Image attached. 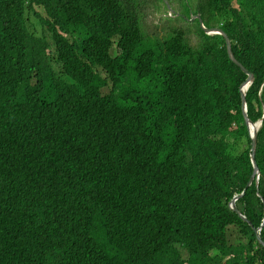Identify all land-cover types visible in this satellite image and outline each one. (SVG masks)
<instances>
[{"label": "trees", "instance_id": "trees-1", "mask_svg": "<svg viewBox=\"0 0 264 264\" xmlns=\"http://www.w3.org/2000/svg\"><path fill=\"white\" fill-rule=\"evenodd\" d=\"M134 5L0 0V264H264V0L186 4L253 77L245 190L246 74Z\"/></svg>", "mask_w": 264, "mask_h": 264}, {"label": "rangeland", "instance_id": "rangeland-1", "mask_svg": "<svg viewBox=\"0 0 264 264\" xmlns=\"http://www.w3.org/2000/svg\"><path fill=\"white\" fill-rule=\"evenodd\" d=\"M128 1L131 3V0ZM194 2L195 0H135L134 7L142 19L143 30L149 35L153 36L158 33L159 37H163L165 32L177 28L183 31L185 41L193 46L199 41V31L195 22L186 19L187 15L189 16L186 4H194ZM36 10L39 11V9ZM180 12L183 14L179 15L181 18L175 16ZM40 15L43 16V13ZM42 32V35L45 36L46 32L43 27ZM109 89L110 86L104 87L101 89V93L105 94Z\"/></svg>", "mask_w": 264, "mask_h": 264}, {"label": "water", "instance_id": "water-1", "mask_svg": "<svg viewBox=\"0 0 264 264\" xmlns=\"http://www.w3.org/2000/svg\"><path fill=\"white\" fill-rule=\"evenodd\" d=\"M194 17L199 22L200 27L203 29V31L205 32V34H207V35H213V34L219 33L223 37V39L225 41V48H226V53H227L228 58L234 64H236L238 67H240V69L247 76V78L241 83V85L239 87L240 97H241L242 117H243V120H244V124L246 126V130H247L248 137L250 139V156H249V158H250V163H251V166H252V174H251L249 180L247 181V184H246L245 188H247L251 184V182L253 181V179H254V182H255V185H256L257 180H258V176H259V171H258L257 165H256L255 160H254V153H255L256 139H257V131L259 130V128L261 126V119L258 120L255 123L250 122V120L246 116V106H245V97H244L245 90L250 85V83H252V81H253L252 74L250 72L246 71L244 69V67L234 59V57H233V55L231 53L229 39H228V37L226 36V34L221 29L214 28V27L213 28H206V27H204L202 25L201 19L199 18L198 15H195ZM250 125L252 126V130L251 131L249 129V126ZM237 198H238L237 196H234L231 199V201L229 203V208L231 210H233L234 212H236L238 215H240V218L241 219H243L244 221H246L245 217L243 215H241L237 211V209L235 208V206H234V201ZM259 230H260V227L257 230H254L255 238H256V241L264 248V241L261 240V238L259 236Z\"/></svg>", "mask_w": 264, "mask_h": 264}, {"label": "clouds", "instance_id": "clouds-1", "mask_svg": "<svg viewBox=\"0 0 264 264\" xmlns=\"http://www.w3.org/2000/svg\"><path fill=\"white\" fill-rule=\"evenodd\" d=\"M155 11H156V9H155ZM154 11V12H155ZM156 13V12H155ZM172 15H174V14H172ZM179 15H183L182 14V12H180L179 14H176L175 16H178L179 18H181V16H179ZM195 15H198L199 16V14L198 13H196V14H189V16L187 15V17H186V19L188 20V21H193L194 22V20H196L195 19ZM170 16H171V14H170ZM199 18H200V16H199ZM201 22H202V20H201ZM198 25H199V27H200V24H199V22H198ZM202 25H203V22H202ZM204 26V25H203ZM205 27V26H204ZM206 28H213V27H206ZM214 28H218V27H214ZM200 29L203 31V29L200 27ZM220 29V28H219ZM204 32V31H203ZM205 33V32H204ZM213 35H218V36H221L219 33H216V34H213ZM222 37V36H221ZM223 38V37H222ZM229 42H230V40H229ZM224 43H225V41H224ZM225 50H226V48H225ZM241 85V84H240ZM250 85H251V83H250ZM249 85V86H250ZM248 86V87H249ZM240 87V86H239ZM248 87H247V89H248ZM239 89V88H238ZM247 89L245 90V92H244V94L246 93V91H247ZM240 92V91H239ZM244 97H245V95H244ZM247 116V115H246ZM261 121H262V119H261ZM257 122V121H256ZM255 123V122H254ZM258 132V131H257ZM249 138V137H248ZM258 180H259V176H258ZM258 180H257V183H256V185L258 184ZM252 182H254V179H253V181ZM251 182V183H252ZM247 184V183H246ZM254 184H255V182H254ZM255 185V186H256ZM246 186V185H245ZM250 186V185H249ZM246 188H244V190H245ZM242 193H240L239 195H241ZM235 196H237L238 197V195H235ZM234 197V196H233ZM237 200V199H236ZM235 200V201H236ZM235 201H234V203H235ZM230 203V202H229ZM244 216V215H243ZM261 229V228H260ZM255 230H257V229H255ZM259 233H260V230H259ZM260 236V235H259Z\"/></svg>", "mask_w": 264, "mask_h": 264}, {"label": "bare ground", "instance_id": "bare-ground-1", "mask_svg": "<svg viewBox=\"0 0 264 264\" xmlns=\"http://www.w3.org/2000/svg\"><path fill=\"white\" fill-rule=\"evenodd\" d=\"M250 131H251V129H250Z\"/></svg>", "mask_w": 264, "mask_h": 264}]
</instances>
